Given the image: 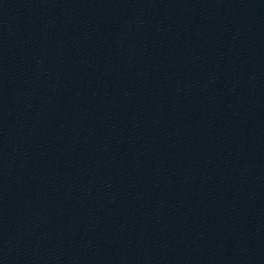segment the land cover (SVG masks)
Instances as JSON below:
<instances>
[{
	"label": "water",
	"instance_id": "95a60500",
	"mask_svg": "<svg viewBox=\"0 0 264 264\" xmlns=\"http://www.w3.org/2000/svg\"><path fill=\"white\" fill-rule=\"evenodd\" d=\"M0 264H264V0H0Z\"/></svg>",
	"mask_w": 264,
	"mask_h": 264
}]
</instances>
